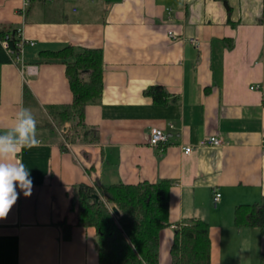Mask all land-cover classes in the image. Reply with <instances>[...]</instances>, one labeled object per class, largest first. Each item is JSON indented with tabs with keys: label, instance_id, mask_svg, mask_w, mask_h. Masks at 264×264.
<instances>
[{
	"label": "crops",
	"instance_id": "0c3cea01",
	"mask_svg": "<svg viewBox=\"0 0 264 264\" xmlns=\"http://www.w3.org/2000/svg\"><path fill=\"white\" fill-rule=\"evenodd\" d=\"M263 19L264 0H0V24L34 42L22 62L0 63V133L24 107L25 83L38 115L72 100L65 61L40 51L72 44L104 53L103 94L85 109L99 139L64 150L41 136L21 151L32 194L17 187V202L0 220V264H98L95 228L77 224L72 208L74 184L159 178L172 180L161 264H172L176 226L193 216L210 223L211 264H259L264 234L238 228L234 212L264 196ZM153 84L167 89V104L145 93ZM152 127L168 134L163 147L150 144ZM214 134L221 145L200 143ZM185 145L193 149L185 153ZM62 220L72 224L68 238Z\"/></svg>",
	"mask_w": 264,
	"mask_h": 264
},
{
	"label": "trees",
	"instance_id": "16d2710c",
	"mask_svg": "<svg viewBox=\"0 0 264 264\" xmlns=\"http://www.w3.org/2000/svg\"><path fill=\"white\" fill-rule=\"evenodd\" d=\"M19 29L13 24H0V63L14 60L15 55L7 48L17 51ZM3 41L7 42V47ZM39 54L65 61L73 97L70 102L48 105L46 112L38 115L33 109L40 108V105L25 83L24 107L31 109L37 120V138H55L64 150L68 149L67 142L99 139L98 129L85 121V109L90 102L100 100L103 94V49L84 47L76 51L75 45L68 44ZM145 93L158 104L168 103V91L163 85L153 84L145 89ZM66 122H71L72 126L62 130L60 136L58 127L63 128ZM171 186L169 178L138 183L118 181L101 185L82 181L74 184L72 208L77 210V224L95 228L98 264H161L160 240L162 230L170 224ZM94 193L100 198L97 199ZM112 204L118 207L120 215L114 213ZM234 222L238 228L256 226L264 234V196L252 203L238 204ZM60 225L64 236L70 237L72 224L62 220ZM211 246L209 221L193 216L188 222L176 226L171 246L172 264H211ZM259 264H264V254H261Z\"/></svg>",
	"mask_w": 264,
	"mask_h": 264
},
{
	"label": "clouds",
	"instance_id": "9594fccd",
	"mask_svg": "<svg viewBox=\"0 0 264 264\" xmlns=\"http://www.w3.org/2000/svg\"><path fill=\"white\" fill-rule=\"evenodd\" d=\"M39 144L37 120L31 109L21 107L13 125L0 133V220L7 217L17 202V187L25 197L31 196L33 182L30 172L17 157L23 149Z\"/></svg>",
	"mask_w": 264,
	"mask_h": 264
},
{
	"label": "built area",
	"instance_id": "2783aa9c",
	"mask_svg": "<svg viewBox=\"0 0 264 264\" xmlns=\"http://www.w3.org/2000/svg\"><path fill=\"white\" fill-rule=\"evenodd\" d=\"M30 3V0H26V5H28ZM170 34L174 36L173 31H170ZM19 35H20V39L17 42V51H14L11 48H7V51L11 54L15 55V58L13 61L16 62H22L21 59V54L24 51V46L27 42H29L30 44H33L34 42L31 40H28L26 38L23 37L21 29H19ZM193 43H198L199 39L196 37H192L190 39ZM3 45L7 47V42L3 41ZM32 66L31 65H26V69L28 71H32ZM258 85H252L251 88H257ZM64 128H62L63 130ZM168 140V134L166 133V131L160 127H152L150 130V134H149V142L151 145L153 146H160L163 147L166 142ZM200 143H204V144H211V145H221L223 143V139L218 136V135H210L208 137H206L205 139H203L202 141H200ZM70 143L67 142V146H69ZM193 149V145H185L183 146V150L185 153H189L191 150ZM221 197V192L216 191L214 194V200L218 201Z\"/></svg>",
	"mask_w": 264,
	"mask_h": 264
},
{
	"label": "water",
	"instance_id": "95a60500",
	"mask_svg": "<svg viewBox=\"0 0 264 264\" xmlns=\"http://www.w3.org/2000/svg\"><path fill=\"white\" fill-rule=\"evenodd\" d=\"M93 195H94L97 199L100 198V195H99L98 193H94ZM111 208H112V210L114 211L115 214L120 215V210L118 209V207H117L115 204H113V205L111 206Z\"/></svg>",
	"mask_w": 264,
	"mask_h": 264
},
{
	"label": "rangeland",
	"instance_id": "374dc122",
	"mask_svg": "<svg viewBox=\"0 0 264 264\" xmlns=\"http://www.w3.org/2000/svg\"><path fill=\"white\" fill-rule=\"evenodd\" d=\"M66 123H68V124H66ZM66 123L64 124V126L66 125L67 128L72 126V123H71V122H66ZM67 128H64L63 131H65ZM58 129H59V131L62 133V128H60V126L58 127ZM112 205H113V204H112Z\"/></svg>",
	"mask_w": 264,
	"mask_h": 264
}]
</instances>
